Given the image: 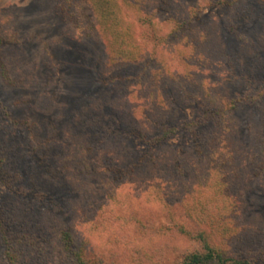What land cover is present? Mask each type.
Segmentation results:
<instances>
[{"label":"rangeland","instance_id":"rangeland-1","mask_svg":"<svg viewBox=\"0 0 264 264\" xmlns=\"http://www.w3.org/2000/svg\"><path fill=\"white\" fill-rule=\"evenodd\" d=\"M141 2L145 23L140 27L130 14L126 21L141 34L144 60L153 50L166 64L161 92L199 87L217 104L243 101L228 112L225 127H237L238 139H232L238 170L231 182L241 208L238 225L248 231L229 250L264 264V0ZM177 21H190V29L175 39L168 35ZM0 39L1 165L11 183L16 177L15 184L28 190L15 206L7 204L12 195L0 184V209L12 213L19 237L32 241L22 243L21 264H71L61 242L64 230L75 245L86 242L88 256L102 264H174L200 250L173 230L181 225L191 233L211 232L180 207L183 195V207L200 200V194L185 195L193 173L203 181L209 173L207 161L191 154L188 137L180 133L167 153L158 152L163 161L177 146L186 150L180 154L185 176L158 160L117 181L110 165L136 160L142 148L132 145L135 156L128 158L124 144L99 142L90 124L98 113L105 123L136 121L151 133L142 114L153 107L154 64L144 70L110 67L89 0H0ZM184 56L210 63L198 67L192 86L181 76ZM125 74L139 76L120 81ZM197 99L183 101L177 122L191 119L197 105L206 106ZM4 249L0 240V264H8Z\"/></svg>","mask_w":264,"mask_h":264},{"label":"trees","instance_id":"trees-1","mask_svg":"<svg viewBox=\"0 0 264 264\" xmlns=\"http://www.w3.org/2000/svg\"><path fill=\"white\" fill-rule=\"evenodd\" d=\"M91 8L99 31L101 33L105 50L107 53V63L110 67L132 68L142 67L146 63L154 64L151 78L157 84L153 95V109L150 108L144 112L143 119L149 123L153 131L146 134L141 129L136 121H130L126 126L121 125L119 121H114V124L103 122L102 115L95 113L90 119V124L95 132L99 135V142L109 140L113 143L120 142L124 144L130 154L128 158H133L135 149L132 145H139L142 151L139 152L138 157L134 161H128L123 166L110 165L108 171L113 175L114 180L121 181L124 177L137 172V169L145 166H155L161 158L158 152L167 153L169 142L178 134H183L189 139V146L191 154L196 161H207V168L209 170L207 178L203 181L192 175L189 182L190 191L185 194L191 197L202 193L205 197L198 198L196 205H185L183 197L180 198V207L189 219L197 225L204 224L211 229V232L205 233L198 231L191 233L183 228L181 225H175L173 230L180 236L196 242L200 246V250L188 253L183 256L179 262L174 264H263L257 259L240 255L235 253L230 254L229 244L240 243L242 236L248 231L243 225H238L240 219V204L239 201H234L232 180L233 175L237 173V159L239 149L234 147L233 136L237 137V127H225L227 114L231 110L236 109L242 99H231L228 104L222 105L214 103L213 98L210 97L207 90L198 88H190V92L185 91L176 92V90L163 91L160 90V83L164 85V75H169L166 64L158 61L160 58L151 50L144 60V51L140 36L136 26L131 22L126 21L128 14L136 16L137 24L140 27L145 23L139 17L141 12V0H89ZM124 7V10H122ZM65 10V9H64ZM134 10V11H133ZM140 20V21H139ZM148 21V20H147ZM190 21H177L175 27L171 30L168 36L178 39L183 34H189L188 24ZM147 27H152L148 21ZM139 28V27H138ZM155 37V35H153ZM2 40L0 39V47ZM197 46H193L195 50ZM181 67L184 71L181 74L182 79L186 82H191L192 86L194 74L198 67L208 68L210 63L206 64L204 60L195 61L188 56L179 57ZM208 61V60H207ZM159 62V63H158ZM148 65V64H147ZM132 76V77H131ZM139 75H124L119 78L120 81L132 82V78ZM180 76V77H181ZM169 77L170 86L174 85L175 81ZM181 79V78H180ZM174 81V82H173ZM159 83V84H158ZM201 88V87H200ZM152 93V91L150 92ZM134 96V92L129 93V97ZM152 94L147 97L151 99ZM198 96H201L205 101V107L196 106L194 116L189 120L177 122V116L183 101L186 98L192 103H199ZM152 110L153 112L150 113ZM133 152L131 153V151ZM176 152L170 158L163 156L164 164L167 167H173L176 171V176L183 177L186 174L185 166L183 165L180 154H186V150L179 148L174 149ZM157 152V153H156ZM157 154V155H156ZM159 160V161H158ZM2 159H0V184H3L12 195V200L9 198L7 204L18 205L21 197L28 193V190L22 184L16 185V177L10 182L9 176L2 167ZM165 165V166H166ZM192 169L188 168V171ZM212 171V172H211ZM19 177V175H16ZM212 177H214L212 180ZM19 181V179H17ZM222 189H221V188ZM185 199V198H184ZM1 208V207H0ZM12 213H8L7 209H0V240L4 244V256L8 264H21L22 243H29V241L17 233V228L14 219L11 217ZM142 228H147L144 225ZM61 242L66 252V256L71 264H102L99 258L88 256L86 253V242H81L75 245L71 234L68 230L62 231ZM21 247V248H20Z\"/></svg>","mask_w":264,"mask_h":264}]
</instances>
